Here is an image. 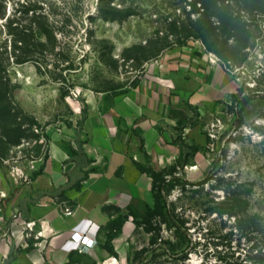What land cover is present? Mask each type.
Returning <instances> with one entry per match:
<instances>
[{"label":"rangeland","instance_id":"374dc122","mask_svg":"<svg viewBox=\"0 0 264 264\" xmlns=\"http://www.w3.org/2000/svg\"><path fill=\"white\" fill-rule=\"evenodd\" d=\"M188 43L228 64L239 100L211 104L205 174L168 181L178 225L141 221L133 256L154 248L139 264H254L236 213L264 217V0H0V211L6 186L79 125L84 94L133 86Z\"/></svg>","mask_w":264,"mask_h":264},{"label":"crops","instance_id":"0c3cea01","mask_svg":"<svg viewBox=\"0 0 264 264\" xmlns=\"http://www.w3.org/2000/svg\"><path fill=\"white\" fill-rule=\"evenodd\" d=\"M237 91L224 60L188 43L164 51L133 86L84 94L79 125L53 137L27 180L6 186L0 264H130L143 228L137 215L155 201L140 165L162 170L185 159L189 178L204 175L206 114ZM30 220L45 236L28 235ZM76 231L95 243L75 240Z\"/></svg>","mask_w":264,"mask_h":264},{"label":"trees","instance_id":"16d2710c","mask_svg":"<svg viewBox=\"0 0 264 264\" xmlns=\"http://www.w3.org/2000/svg\"><path fill=\"white\" fill-rule=\"evenodd\" d=\"M233 100L238 101V94L233 95ZM199 149V148H196ZM186 160L184 159L178 164H172L162 170L154 169L149 163L140 165L143 171H146L153 178V193L154 204L148 206L145 214L137 215L140 217V222H146L152 224L153 217H160L164 223H170L172 225H178L177 213L172 207L171 202L166 194V185L168 181L173 178H185L188 183H195V180L189 178L184 170ZM178 169H182V174L178 172ZM237 214L239 228L243 234H247L253 244L250 246V250L253 253L252 257L255 259L254 264H264V217L260 213H240ZM171 243V242H170ZM108 247L111 246L108 242ZM154 248H143L139 254L132 257L130 264H139L144 261L147 254Z\"/></svg>","mask_w":264,"mask_h":264},{"label":"built area","instance_id":"2783aa9c","mask_svg":"<svg viewBox=\"0 0 264 264\" xmlns=\"http://www.w3.org/2000/svg\"><path fill=\"white\" fill-rule=\"evenodd\" d=\"M208 132H209V135H210L211 140H212L211 144H213V141H214L215 137L217 136V134H216V122L215 121L211 122V124L208 125ZM20 179L27 180L28 179L27 174L25 172H22V174L20 175ZM74 211L75 210L73 208H70V207L65 208L66 214H73ZM37 226H38L37 220H30V221H26L24 223V228L28 230V235L29 236H35L36 238L39 239V238L45 236V232H46L47 228L41 227V228L37 229ZM72 237L75 240L80 241V242H82L88 246L93 245L95 243L94 239L90 238L87 235L83 236V234L81 232H78V231L74 232L72 234Z\"/></svg>","mask_w":264,"mask_h":264}]
</instances>
